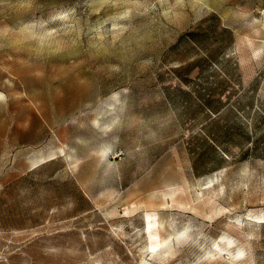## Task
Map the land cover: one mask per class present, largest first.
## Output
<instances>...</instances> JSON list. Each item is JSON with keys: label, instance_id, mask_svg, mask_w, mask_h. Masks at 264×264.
<instances>
[{"label": "rangeland", "instance_id": "1", "mask_svg": "<svg viewBox=\"0 0 264 264\" xmlns=\"http://www.w3.org/2000/svg\"><path fill=\"white\" fill-rule=\"evenodd\" d=\"M0 264H264V0H0Z\"/></svg>", "mask_w": 264, "mask_h": 264}, {"label": "trees", "instance_id": "2", "mask_svg": "<svg viewBox=\"0 0 264 264\" xmlns=\"http://www.w3.org/2000/svg\"><path fill=\"white\" fill-rule=\"evenodd\" d=\"M196 35V31L194 30H189L185 33V36L188 37L190 40H193V38ZM183 90V89H182ZM212 93H208L207 94V98L203 97L204 99V104L206 106V108L211 112V113H216L218 112V110H220V108H222V106L224 105V102L219 103V105L217 107H211V105L209 104L210 100L214 97H212ZM222 150V149H221ZM224 152V151H223ZM224 153H226L228 155V153L225 151Z\"/></svg>", "mask_w": 264, "mask_h": 264}, {"label": "bare ground", "instance_id": "3", "mask_svg": "<svg viewBox=\"0 0 264 264\" xmlns=\"http://www.w3.org/2000/svg\"><path fill=\"white\" fill-rule=\"evenodd\" d=\"M158 244V243H157ZM156 246V245H155Z\"/></svg>", "mask_w": 264, "mask_h": 264}]
</instances>
